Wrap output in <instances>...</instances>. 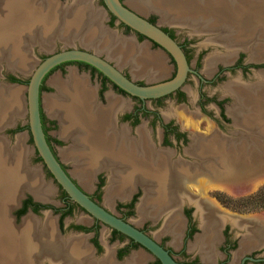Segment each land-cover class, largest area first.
Returning a JSON list of instances; mask_svg holds the SVG:
<instances>
[{"label": "crops", "instance_id": "1", "mask_svg": "<svg viewBox=\"0 0 264 264\" xmlns=\"http://www.w3.org/2000/svg\"><path fill=\"white\" fill-rule=\"evenodd\" d=\"M48 1L51 2V0ZM133 1L134 0H130V4ZM131 5L135 6L134 4ZM131 5L126 6L139 13L140 15H143L142 12L146 13L150 10H140L136 6L135 9L132 8ZM137 9L139 12L137 11ZM85 18L88 19V17ZM89 24L90 23H88V26ZM103 30L110 35H114L112 32H109L106 29ZM68 38V40L70 41L83 38L82 28L78 31L74 30V33H72ZM90 38L94 39L95 41L88 42L91 45H95L86 47V49L102 56L104 59L111 62L112 65H114L120 71L122 67L128 66V69L130 70L128 72V75L129 78L133 81H135L137 78H143L145 81L148 80L147 82L150 83L156 82L158 79L162 78L164 73L166 72V66H164V62L161 60V58H159L161 63V71H156L155 66L152 64V57L158 58L159 56L157 55L159 54H157L156 56H150L146 53V51H144V57L140 59L141 55L135 53L136 51L134 50H128V52L118 50V53H115L113 50L114 46L112 47L111 45L103 47L102 45H99V41L98 44L96 43L98 38H96L95 36H91ZM116 38L120 43L123 44H125V41L128 40L134 48L141 46L136 44L133 35L127 37L117 35ZM34 43H38L40 45V42L38 41ZM145 43L146 42H142V47L143 44L145 45ZM80 47L84 48L83 46ZM114 48L116 49L117 47ZM59 69H63V71L65 70V74H61V71L59 70H53V74L47 75L39 88L40 115L42 116L45 123L48 122L45 120L46 118L44 116V113L45 115H47V117L53 118L55 124L57 125V131L51 134L61 142V144H54L60 145V147H56V149L55 146L53 147L56 158L58 159L60 164L66 166L67 174L86 194H88L89 191L93 192L96 173L102 167H104V169L109 168L110 171L113 170V172L107 176L105 186L103 187V191L101 193L100 203L104 208L108 210H112L111 208L115 205L116 202L129 201L132 195L136 192V186H140L142 188V197L137 203L134 204L137 216L141 219L148 220L150 223L160 221V229L158 231L161 237L159 239H156L154 237L151 238L156 242L164 240V244L170 250H172L173 252H177V250H179L181 246V237L183 236L186 221L181 214L182 204L176 201L175 197L169 195L172 194V190H167L164 187L165 185L163 186L162 179L164 176L172 178L181 177L182 179L185 178L183 180L187 182V184L191 183V181L194 184L199 183L198 179L195 181L196 175L191 173H163L162 171H160L161 168L157 169V165H151L153 162L154 164H156L157 162L162 161V159L158 158V156H148V145L146 143V140L140 141L139 139H133L132 135L130 134L128 124L126 122H118L117 119L118 113L127 108L131 102H129L127 99H124L123 96L113 93V91L111 90H105L103 94L104 102H101L97 99L96 96L97 84L92 85L90 83V75L88 72L78 73L75 67L68 66L67 64L63 67H59ZM68 74H72L73 78L76 77L77 79H82L85 86L91 89L90 91L93 96L92 106H90L91 109L96 110L92 115L91 124H84V118H81V114L77 115L74 111L65 110V103L67 102H65V100L67 98L57 90L56 86L51 81L52 78L58 80H66ZM47 77V85L52 88V93L42 94V90H44L46 87L45 80L47 79ZM55 98H57V101L55 102L58 104L56 105L55 103H53L54 106H56V112H53L45 107L44 99H47L49 103L52 104V101ZM110 99L115 101V106L109 103ZM17 105L19 104L15 102V106L12 107V110L14 109L15 112L17 111L15 113V117L18 116L17 120H15L14 122V115L11 116L8 120H12L6 121L2 125V127H0V134H3L8 139H10L12 144L14 137L19 136L21 140V147L26 152L24 160L21 161V171L23 170V177L21 179L20 187L18 188L19 191L12 193L6 203H4L7 205H5V212L10 226L16 228V230H19L15 233L16 235H14L13 232H10L7 236L12 238L13 240H15L17 237H20L21 239L23 238L22 241L26 239L28 240V254H26L25 256L30 257H27L28 261L26 263L41 264V258V260H48L49 264H155L154 257L141 247H134L130 249L129 252L122 258H116V242L113 241L112 244H107L105 240V228H100L98 236L99 242L102 245V251L99 254H95L93 248L88 242V235H84L82 233L74 231L60 234L56 229L55 218L51 215H47L46 213H44L42 219H40V217H34L30 214H27V216H24L22 217V219H20L18 225H13L11 218L8 216V210L13 206V203L18 199L17 196L21 194L23 189L33 190V186L35 185L34 180L31 179V170L35 169V171L37 172L38 183L41 184V186H45L43 189H50L51 194L54 193L53 188L42 178L40 168L30 163L28 160L30 151L25 144V133L16 132L11 136L5 133L6 130L13 129L17 124L16 122H19L18 119H20L21 115L24 114V106L21 104L20 106ZM12 113L14 114L13 111ZM54 113H59L63 117L62 120L60 119V121L64 124L63 133L59 119ZM215 143L213 142L212 144L215 145ZM218 144L221 145L222 142L217 143L216 146ZM69 151H73L76 154L77 164L73 159H70L66 155ZM142 162H149L150 166L147 167L148 172L146 171V169H142V167H140V164ZM24 167L28 169V172H26ZM82 170H89V175H85ZM137 170H145L146 172L142 174L132 172ZM210 174L213 175L214 173L209 172L208 175H205L206 178L209 177V180H213L216 178L211 177ZM121 178L125 179L128 183ZM209 180L201 179V181L203 182H207ZM46 186L48 188H46ZM189 190L183 191L184 193H187L186 197L189 198L187 200L193 204V214L195 220L197 221V231L193 233L191 239L187 240L186 252L191 256L198 255L199 261L201 263L213 264L215 256L218 254L215 247L220 240L218 232L220 226L224 223V221L229 220L233 226H236L234 224H238L241 222L243 223V225H250L251 223L245 219H242V221H232L233 218L230 216V214L221 212L215 205H212L209 201L205 200V198H199L201 196H195L194 194H192L194 192ZM108 192H110V195L106 198V194ZM201 192L204 191L201 190L200 193ZM117 193L118 195H116ZM50 199L53 201L52 195ZM140 204H142V206H145V208L147 207L146 212L141 213V215H139L138 213V206ZM241 217L246 216L241 215ZM24 218L33 220V222L31 223V227L27 228L26 233L21 232V227L23 226L22 220ZM48 219H50L51 221L50 225L47 223ZM3 220L5 219L3 218ZM40 220L43 221L42 225L39 224ZM77 220L84 221L86 223L89 222V218L87 216L80 217ZM132 225L137 227L134 224ZM0 230H2L1 232L4 233L1 226ZM22 234L23 236H21ZM48 236L50 239H48ZM4 238L5 239L2 240H5L6 243V236H4ZM250 243L251 240L245 239L239 245L238 249L234 252V260L237 259V257L250 246ZM24 254L25 253L21 254L20 256L23 257ZM134 257H136L137 260H133Z\"/></svg>", "mask_w": 264, "mask_h": 264}, {"label": "flooded vegetation", "instance_id": "2", "mask_svg": "<svg viewBox=\"0 0 264 264\" xmlns=\"http://www.w3.org/2000/svg\"><path fill=\"white\" fill-rule=\"evenodd\" d=\"M136 1L137 0H134L133 2H136ZM149 11H150L149 13H151L150 15H148V16L142 15V16L145 19H147L148 21L156 24L160 29H162L165 33H167L172 39H174V41L179 45L182 52L184 53L188 67L190 68V70L186 74V78H185L184 82L182 83V85L178 89L174 90L173 92H171L167 95H164V96H161L158 98L140 100L136 97H132V96L126 94L124 91L120 90L114 84H112L105 76H103L96 69H94L93 67L87 65L86 63L80 62V61H66V62H63V63L56 65L54 68H52L44 76V78L42 79V83H43V80L46 78V76L49 75L53 70H55L59 67H63L66 64L74 63V64H77L78 66H84V67L88 68L87 70L89 71L90 76H92L93 74L96 73V77H95L97 79L96 80V84H97V89H96L97 95L96 96H97L98 100H100L101 102H104L103 94L106 90V84L107 83H109L112 86V89L114 91H116L118 94L126 95V96L130 97V99H131L130 105L127 108L123 109L120 113H118L117 119H118V122H126L128 124L129 129H130V134L132 135L133 139H139L140 141L146 140V143L148 145V150H147L148 156H152V157L158 156V158L162 159V161L157 162L156 164H154V162H153L151 165H157V169L161 168L160 171H162L163 173H168V174L191 173V174L197 175V174H200L201 172H203L204 170H206V168L203 167V169H199V170L190 169L189 162L186 163V159L188 158L190 160L191 157H189L188 154L184 153L185 151L189 150L190 147H192V146H189V144H188L189 139L191 140L190 135L192 133L194 134V132H197V131H194L192 129L193 128L192 127V124H193L192 120L193 119L192 120L189 119L187 122L184 121L185 117H181V121H178L177 119H173L172 117L168 118L167 120H163L159 116V114H157L155 111L147 110L145 108V102L146 101L160 102L164 98H169L175 106H182L183 107V109L181 111L183 113L184 110L187 108L186 107L187 106L186 105L187 104L186 103L187 92L185 90H183L182 87L186 83V81L188 80V76L192 75L193 77L196 78V82H197V84H196L197 88H196L195 93L193 94V100L191 101V108H192V110H194L192 113L198 114V116H199L198 118L206 119L209 124H212L211 127L213 130H215V132H220V131L223 132L224 124H226L227 121H229V119H228L227 115L225 114V110H224V107L222 105L223 102H221L215 98L210 97L202 89L203 85L212 84L213 78L212 77L211 78H202L199 75V73L197 71V66H199L200 58L198 57V59L196 60L193 67H191V65H190L189 52H190L191 47H192V43L190 42V40L187 37L184 38L183 40H178L176 35H175V31H174V27H176L175 25L168 26L169 24L165 25V23H163V24L159 25L157 23V19H158L157 13L158 14L161 13L160 16H162L163 18H166L169 21H172V19L170 17L172 14L169 12H164V11L161 12V11H156V10H151V9ZM109 16L112 20H115V18H112L110 14H109ZM123 27L127 30H130L129 28H127L125 26H123ZM133 33L138 38L139 37L143 38L145 40L144 42H146L145 45L143 44V47H137L138 49L143 48L144 49L143 51H146V53L150 56H154V55L156 56L157 54H159V55H157V56H159L158 58H161V60L164 62V66H166V72L164 73L163 77L158 79L157 81H162V80H166V79L171 78L175 72V65L173 63V60L170 58L169 54L166 51H164L161 47H159L157 44H155V43L151 42L150 40L144 38L142 35H139L135 32H133ZM126 42H125L126 44L131 45V43H128L129 41H126ZM141 46H142V44H141ZM137 48H135V49H137ZM128 50L131 51V49L125 47L123 49V52H128ZM117 51L118 50L115 49L114 52L118 53ZM155 58H157V57H155ZM140 59H142V57H140ZM196 63H198V65H196ZM219 64H221V63H219ZM219 64L215 68L214 75L212 74L213 77H215V79H217V80L221 79L219 76L221 75V73L223 71H230L234 68V67H229V66L228 67H222ZM170 65H171V68H170ZM234 66L236 69L240 70L239 72H240V75L242 77L247 78L249 76V74H247V72H246L249 67L244 65L242 60L237 59ZM256 67L261 69L263 74H264V60L261 63H258ZM155 70L158 71L156 69V67H155ZM123 73L129 78L128 73H125V72H123ZM9 77L15 78V76H13L11 73H9L8 75L5 76V79L8 82H12L9 80ZM15 79H17V78H15ZM135 82L138 84L150 83V82H145V80L143 78L135 80ZM247 88L249 89L248 86H247ZM210 103L213 104L215 108H217V111L215 112L216 115H213L212 113H210L211 112V111H209V109L211 107ZM179 111H177L178 114H179ZM227 112H228V109H227ZM177 113L175 114L176 117H178ZM233 114L234 113H230V115H233ZM148 115H149L150 119H148L147 121L146 120L140 121V117H144V116L146 117ZM172 115H174V114H172ZM244 115H245V118L247 117L246 118L247 120H244V121L248 125L247 121L249 119L248 118L249 114H244ZM182 116H184V115L182 114ZM16 125H19V124L17 123ZM249 125H251V124L249 123ZM41 126H42V130L44 133L45 140H46L47 144L49 145V147L52 149L53 154L55 155V153L53 151L54 144L55 143L61 144V142L54 135H51L49 133V129L47 128V126H49V122H48V124H46L43 120V123L41 122ZM50 126H52V124H50ZM16 127L17 126H15L13 129L6 130L5 133L11 136L12 134L16 133V129H17ZM203 128H206V127L204 126ZM25 129L27 131L28 139H29L30 143L32 144L31 137H30V134H29V131L27 129L26 124H25ZM198 131H200L201 133H204V130H198ZM211 134H213V133L211 132ZM211 134H209V135H211ZM212 136L211 137L208 135L202 136L201 141L197 144H194L195 146H193L191 148V150L193 149V151H195L198 155L201 154L202 157H204L206 150H209V147L212 148V146H213L212 145V143H213L212 142L213 141ZM215 137L216 136L214 135L213 138H215ZM14 141H15V137H14L13 142ZM32 148H33L32 149L33 154L41 162V160L39 159L33 145H32ZM169 158H172L174 160L176 159L177 162H179V160H180L181 166L184 167V165H186V168L184 167L185 169H180V168L177 169L178 167L175 168L174 166H172V168L166 169L165 164H166V162L169 161ZM198 158H200V157H198ZM202 159H204V158H202ZM28 160L31 163L32 158L30 156V153L28 155ZM206 160L208 161V158H206L205 161ZM202 164H204V163H202ZM41 165L43 167V170L45 171V172L43 171V174H47L50 176V174L48 173L46 168L43 166L42 162H41ZM61 166L66 171V166L63 164H61ZM149 166H150L149 162L148 163L142 162L140 164V167H142V169H146V171H147V167H149ZM150 169H151V167H150ZM146 171L145 170H137V171H132V172H137L139 174H142ZM197 171H199V172H197ZM112 172H113V170L110 171L109 168L104 169V167H102L96 173L94 189L92 192L93 194H88V195L90 198L95 200L99 205H101V203H100L101 193L103 191V187L105 186L107 176ZM43 179H44V177H43ZM183 179H185V178H183ZM183 179L181 177H179V178L169 177L165 180V182H170V183H175V182L178 183L179 182V183H181V186H177V185L176 186L171 185V187H166L164 185L163 186L169 190H173V189L179 190V191H181L182 189L184 191L189 190L188 189L189 184H187V182H185ZM72 181L76 184V182L74 180H72ZM46 188H48V187H46ZM141 189L142 188L140 186H138V185L136 186V192L141 191ZM59 190H60L61 194H60L58 200L52 201L50 199L51 194L49 195L48 193H45V196H44L42 194L41 190H39V192H36L35 190L33 191V190H29V189H23L21 194H19V196H17L18 199L13 203V206L11 208H9V210H8V216L11 218L13 225H15V226L18 225L20 222V219H22V217H24V216H27V214H30L34 217H40V219H42L44 213H46L47 215H51L55 218L56 229L60 234H65L66 232L74 231V232L82 233L84 235H88V242L91 245V247L93 248L95 254H99L102 251V245L100 244L99 239H98L99 231H100L101 227L105 228V240H106L107 244H110L113 241L116 242V250H115L116 258L120 259L123 256H125L129 252L130 249H132L134 247H140L137 243L132 242L129 238H127L123 234L115 231L114 229H112V228L100 223L98 220L92 218L89 214H87L84 210H82L77 204H75L73 201H71L66 196V194L60 189V187H59ZM189 191H191V190H189ZM135 199H136V196L133 194L129 201L116 202L115 206H116L117 210L120 211L119 215H116L111 210H108L106 208L105 209L107 211L111 212L112 214L118 216L119 218L123 219L124 221L128 222L125 219V216L130 213L131 208L135 204ZM186 202L191 203L190 201L187 200V197H186ZM186 202L183 201L181 203L182 204L181 205V214L185 218L186 222H185V229L183 232V236L181 237L180 249L177 250V252H173L164 244V240L157 241V243L160 244L164 249L168 250V253L171 255L173 260L179 264H206V263H201L199 261L198 255L191 256L190 254H188L186 252L187 240L191 239L193 233L195 231H197V221L195 220V217L193 214L194 207L190 206ZM215 204H217V203H215V201H214V204H212V205H215ZM75 207L86 214V216L89 218V222L86 223L84 221H80V220L78 221L75 218H73L72 220H69L68 222H64L65 216H67L69 213H71L72 209ZM128 211H129V213H128ZM4 214L6 216V212ZM230 216L233 218L232 221H235V220L242 221V219L243 220L245 219L248 222H250L251 224L250 225H243V223L241 222L238 224H234L236 226H233L229 220L224 221V223L220 226V229L218 232L219 236H220V240H219V243L217 244V246H215L218 254L215 256V260H214L213 264H264V218H260V220H259L258 216H261L260 214L241 217L240 214L234 213V214H230ZM6 220L9 223V220L7 217H6ZM49 220L50 219L47 220L48 224H49ZM22 222H23L24 227L23 226L21 227L22 228L21 232L26 233L27 228L31 227V223L33 222V220L28 219V218H24L22 220ZM42 223H43V221L40 220L39 224L42 225ZM128 223H130V222H128ZM9 225H10V223H9ZM136 228L140 229L141 231H143L144 233L149 235L147 233V227L146 226L143 228L142 227H136ZM9 229L14 234L17 231H19V230H16V228H13L11 226H9V228L7 230H9ZM1 231L2 230H0V232ZM3 232L8 233V231H5L4 229H3ZM48 239H49V236H48ZM245 239L251 240L250 246L246 250H244L237 257V259L234 260V252L238 249L239 245ZM30 253H32V252H30ZM25 255L26 254H24V256ZM23 257H21V259L19 261L23 262L21 264H26V262H27L26 260H28V258L30 256L28 258L25 256L26 260H25V258L23 260ZM40 261H41V264H49L48 260L47 261L45 259L41 260V258H40ZM234 261H235V263H234ZM154 262H155V264H159L155 258H154Z\"/></svg>", "mask_w": 264, "mask_h": 264}, {"label": "rangeland", "instance_id": "3", "mask_svg": "<svg viewBox=\"0 0 264 264\" xmlns=\"http://www.w3.org/2000/svg\"><path fill=\"white\" fill-rule=\"evenodd\" d=\"M77 0H51V2H53L55 5H57L58 7H61L64 11V13H70V8L73 7L74 3ZM79 1V0H78ZM82 1V0H80ZM87 2V5L92 9H94V11L98 10V15L100 17V27H102V29H106L109 32H112L114 35H110L104 31V34L106 35V38H109L110 40H113L114 42H118L116 36H131L133 35L136 41L137 45H141L142 42H144L145 40L143 38H138L132 31L125 29L122 25H120V23L116 22L115 20H112L109 16V13L106 11V9L103 7V4L101 2V0H84L82 2ZM126 5H131V4H135L136 2H132L130 4V0H122ZM198 1V0H197ZM37 6H43L40 4V2L36 3ZM91 5V6H90ZM132 6V5H131ZM45 7L47 8V5H45ZM132 8H135V6H132ZM141 10V9H140ZM138 11V9H137ZM139 12V11H138ZM150 11L143 13L144 16H148L151 13H149ZM84 17L83 19L86 17V14L83 13ZM158 19H157V23L159 25L165 23V25H175L176 27H174V31H175V35L177 37L178 40H183L184 38H188L190 40V42L192 43V47L191 50L189 52V62L191 67L194 66L196 60L198 59V57L200 58L199 60V66H197V71L199 73V75L202 78H213V83L210 85H203L202 89L204 90V92L206 94H208L210 97L215 98L221 102H223V107L225 110V114L227 115L229 121H227L226 124H224V128H223V132H215V130L212 129V124H209L207 122L206 119H201L198 118V114H193L192 112L194 110H192L191 108V101L193 100V94L196 91V78L193 77L192 75L188 76V80L186 81V83L183 85V90H185L187 92V101H186V109L184 110V112L182 113V106H175L172 101L169 98H164L162 101L160 102H151V101H146L145 102V108L147 110H152L155 111L157 114H159V116L163 119V120H167L168 118H173V119H177L178 121H181V117H185L184 121L187 122L189 119H193V124H192V129L194 131V134L192 133L190 135L191 140L189 139L188 144L189 146H195L194 144H197L201 141L202 136L208 135V136H212V142H216L215 145L212 146L211 148V152H209V154H205L204 157H202L201 154H197L195 151H193V149L191 150L192 147L189 148V150L185 151L184 153L188 154L190 158V160L187 158L186 159V163L189 162V166L190 169H194V170H199V169H203L206 168V170H204L203 172H201L200 174L196 175L195 181L198 179L199 183H188L189 184V188L192 192V194H194L195 196H201L199 198H205V199H209V201L214 204V201L216 205V207L221 211V212H226L228 214H240L243 216H251V215H255V214H260L261 216L260 218H264V209L262 208H258V209H254V210H244L241 209V201L240 198L243 197H247L251 194H253L260 186H262L264 184V154L260 155L256 154L257 151H249L250 148L248 149V147H258L257 142L259 141L260 144L259 146L261 147V151H264V120L263 121H259V109L258 110V114H257V118L252 116V118H250L248 116L250 120V122L252 123V125H248L246 124L245 121L240 122L237 118L236 120V116L238 117V115L240 114H248L247 111L245 112V110H243L242 108H240L238 105V101L237 99V92L240 95L239 91L242 92L244 88H246L247 90H249L247 88V86L249 87H256L259 85H262L264 87V74L262 72L261 69L257 68V64L259 62H262L264 60V51L262 50V45L259 47H255V45H253L250 41V43L246 42V41H237L236 37H235V33L230 34V33H226V36L229 35L228 40L229 42H225V41H221L218 38V34L219 32H209V31H205L203 30L201 27L194 25L193 23L191 25H188L187 23H185L182 19L181 16L178 15H171V19L172 21L167 20L166 18H163L160 14H158ZM86 23H90V20L88 19L87 21L81 23L82 26V30H83V37L84 39H91L88 41H92L94 42L95 40L92 38H88L89 35L86 33L87 32V25ZM189 23V22H188ZM68 31L72 29V26H67ZM101 29V30H102ZM52 32H49V34ZM55 32L53 31V34ZM52 37V35H50ZM108 36V37H107ZM114 36V37H113ZM113 39H111V38ZM94 38V37H93ZM116 38V40H115ZM45 42L48 39L47 36H44ZM246 40V38H245ZM264 40V38L262 39V41ZM53 42H51V47L48 48V50H45L43 47L41 48V45H38V43H33L30 44L25 52V56L26 58H28L27 61H21L20 65L18 66V71L22 70L23 72H17L15 69H11L10 67H8V63L5 61V59L3 58L2 60H0V85L4 86L8 89H15L18 91L17 92V96H16V101H17V106L23 105L24 101H25V86H26V82L28 79V76L34 66V64L39 61L41 58H43L44 56H46L49 53L58 51L60 49H64L67 47H80L83 46L79 41L73 40V41H69L66 45L64 43H61L58 39L53 38L52 40ZM261 41V40H260ZM48 42V41H47ZM107 42V41H106ZM237 42V44H235ZM98 44V42H96ZM248 43V44H247ZM122 44V43H121ZM126 44V43H125ZM226 44V45H225ZM246 44V45H245ZM250 44V45H249ZM264 45V44H263ZM40 46V47H39ZM84 47V46H83ZM142 47V46H140ZM114 50V49H113ZM142 50H144L142 48ZM257 50V52L259 55L254 54L255 51ZM259 50V51H258ZM228 56V58H227ZM220 57L222 58H227L226 60H222L220 59ZM237 59L242 60L243 64L248 66L249 68L247 69V74H249V76L246 77H242L240 75V70L236 69L234 64L237 61ZM6 62V63H5ZM221 63V64H219ZM210 64V65H209ZM219 65H221L222 67H234L232 70L230 71H223L221 73V75L219 76L221 79L217 80L215 79V77H213L214 75V71L215 68ZM68 66H73L76 68L78 73H86L89 71L87 70L88 68L84 67V66H78L77 64L74 63H70L67 64ZM196 65H198V63H196ZM12 67V66H11ZM22 67H24V69H22ZM207 67V68H206ZM128 66H124L121 68V71L128 73L130 70L128 69ZM171 68V65H170ZM61 71V74H65V70L63 71V69H55L54 71ZM53 71V72H54ZM53 72L50 73L53 74ZM9 73H11L13 76H16V78L19 80L18 83H9L7 82V80H5V76L8 75ZM213 74V75H212ZM69 75V74H68ZM93 76V77H92ZM92 76H90V83L92 85L96 84V73L93 74ZM4 77V78H3ZM140 78H137L136 80H138ZM142 79V78H141ZM47 79L45 80V89L42 90V94L44 93H52V88L49 87L47 85ZM53 80V78L51 79V81ZM148 80H146L145 82H147ZM257 81H259V84L257 83ZM14 85L17 87H14ZM227 86V87H226ZM234 87V89H232ZM237 89L239 91H237ZM106 90L108 91H113V93L118 94L116 91H114L112 89V86L107 83L106 84ZM230 92H229V91ZM250 91V90H249ZM121 95V94H119ZM124 97V99H127L129 102H131V99L129 96L126 95H121ZM235 96V98H234ZM46 99H44V104H46ZM263 100V104L264 105V99H261L260 101L262 102ZM237 102V103H235ZM14 104V103H13ZM211 107L209 109V111H211L210 113H212L213 115H216L215 112L217 111V108L214 107L213 104H211ZM24 106V105H23ZM46 107V106H45ZM264 107V106H263ZM209 108V107H208ZM228 109V112H227ZM232 109V110H231ZM180 110V111H179ZM238 110V111H237ZM177 111H179V114L177 113ZM249 111V110H248ZM240 112V113H239ZM44 113V112H43ZM178 114V117H176L175 114ZM230 113H234V115H230ZM174 114V115H172ZM182 114L184 116H182ZM45 120L47 122H49V126H47V128L49 129V133L53 134L54 132L57 131V125L55 124V121L53 118H49L47 117V115H45ZM150 119L149 115L148 116H144V117H140V121H144V120H148ZM257 119V120H256ZM254 120V121H253ZM19 125H15L17 126L16 128V132H21V133H25V144L28 147L29 151H30V156L32 158L31 163L38 166L40 168V172L42 175V178L44 177V180L46 182L49 183V185L53 188V200L57 201L59 196H60V190L59 187L56 185V183L52 180V178L47 175V174H43V167L41 165V162L38 160V158H36V156L33 154V148H32V144L30 143L28 136H27V131L25 129V124H26V114L24 113L23 115H21V118L18 119ZM256 122V123H255ZM260 122V123H259ZM181 123V122H180ZM48 124V123H46ZM50 124H52V126H50ZM246 124V125H245ZM206 128H203V127ZM263 127L262 129H260V127ZM198 130H204V133H201ZM200 132V133H199ZM211 132L213 134H211ZM211 134V135H209ZM214 135L216 136L215 138ZM2 136L4 138H6V136H4L2 134ZM19 137V136H17ZM152 137V136H151ZM8 141L10 142V139H8ZM154 141V140H153ZM152 141V142H153ZM221 145H217V143H221ZM11 143V142H10ZM15 141L13 142L14 145ZM12 144V143H11ZM223 145V146H222ZM225 145V146H224ZM55 149L56 147H60V145H54ZM216 148H215V147ZM217 147H219L220 152L217 150L215 151V149H217ZM224 149H221V148ZM263 148V149H262ZM245 149L249 152H245L246 157L250 158L252 155L254 158H256L255 161V165H252V167H254V170H257V174L256 176H249L247 178H245L243 181L242 179L240 181H236L233 178H229L228 175H230V171H226V168L223 169V160L220 161L219 163V157L221 156H233L234 154H240V156L237 159H232L234 164L235 161L238 164H241L242 162V157H243V161H245V156L243 155L242 152L245 151ZM214 150V151H213ZM254 151V152H253ZM216 153L217 155H215L214 153ZM259 153V152H258ZM212 155V158L215 159L217 157V163L213 161V165L211 164L208 166V161L205 159L208 158L209 156ZM200 157V158H198ZM204 158V159H202ZM224 158V157H223ZM209 159V158H208ZM204 160V161H203ZM228 160V159H227ZM253 160V159H252ZM256 161L259 163V165H256ZM247 163H245V165L247 164L250 167V164L248 162V160L246 159ZM204 163V164H202ZM202 164V165H201ZM227 164V162L225 163ZM180 165V166H179ZM165 168L169 169L172 168V166H174L175 168L178 167L177 169H185L186 165H184V167L181 166L180 160L179 162H177V160L169 158V161L166 162L165 164ZM219 166H222V168H220ZM231 164H229V167L232 168ZM211 168H217L220 169L218 172H213L210 171L211 173H215V177H220L221 180L217 181L215 178L213 180H209V177L206 178L205 175L209 174V170ZM228 167V168H229ZM229 168V169H230ZM256 168V169H255ZM261 169V170H259ZM217 170V169H216ZM232 170V169H230ZM45 172V171H44ZM199 172V171H197ZM220 174L221 176L217 175ZM44 175V176H43ZM199 175V176H198ZM212 175V174H210ZM205 176V177H204ZM169 178L168 176H164L163 177V185H165L166 187H171V185H177V186H181V183H168L165 182V180ZM201 179H205V180H209L207 182H203L201 181ZM189 181V182H190ZM239 182V183H236ZM235 183V186H234ZM221 184H228L227 186L232 187V189H229V187H224ZM218 185V188L217 186ZM238 185V186H237ZM222 186V187H221ZM232 190V191H229ZM237 188V189H236ZM227 189V191H226ZM168 190V189H167ZM204 191L201 192L200 191ZM142 189L141 191L135 192L134 195L136 196L135 199V203H137L139 201V199L142 197ZM88 194H93L92 191H89ZM187 193H184L183 189L181 191L179 190H172V195L173 197L176 198V201H178L179 203H182L183 201L186 202V196L185 195ZM198 198V197H196ZM101 201V200H100ZM188 203V202H186ZM190 206H193L192 203H188ZM141 205V204H140ZM139 205V206H140ZM138 206V207H139ZM112 212L115 213L116 215L120 214V211L117 210L116 206L114 205L111 208ZM138 212L140 215V209L138 208ZM263 215V216H262ZM80 217H86V214L84 212H82L81 210H79L78 208H73L71 213H69L67 216H65L64 218V222H68L69 220H72L73 218H75L76 220ZM257 218V217H256ZM125 219L136 225L137 227H147V233L149 235H151V237H154L156 239H159L161 236L159 235V229H160V221H157L155 223H150L148 220H144L141 219L140 217L137 216L136 212H135V206H133L131 208V211L128 215L125 216ZM104 228V227H101ZM168 241V240H167ZM113 242H111L112 244Z\"/></svg>", "mask_w": 264, "mask_h": 264}, {"label": "bare ground", "instance_id": "4", "mask_svg": "<svg viewBox=\"0 0 264 264\" xmlns=\"http://www.w3.org/2000/svg\"><path fill=\"white\" fill-rule=\"evenodd\" d=\"M82 1L77 0L74 3L73 7L70 8L71 16H68V18L63 20V22H65L66 25L67 23H71L72 21H75L77 19L75 17L79 15V13L80 14L85 13L86 17H88V19L90 20V24L86 32L89 35L88 38H90L91 36H95L96 38H98L97 42L98 41L100 42L99 45H102L103 47L112 45V47L113 46L117 47L116 50H122V51L125 47L129 48L131 49V51L133 50L136 51L135 53L140 54L141 55L140 57L143 58L145 52L142 50V48L135 49L132 47V45L123 44V43L121 44L118 40H117L118 42L116 43L113 40L106 38V35L104 34L105 31L102 29V27H100V17L97 14L98 11H94L93 8L91 9L87 5L86 1L85 2ZM137 1H138L137 3L135 4L133 3V4L138 9L141 10L151 9L161 12L164 11V12H169L174 16L186 15L187 16L186 18L188 19L182 17L181 20H183L188 25H191L193 23L194 25H197L199 27H204L205 21L211 19L210 21H213L211 23L212 24L214 23L216 25L215 26L213 24V27L219 28L220 31L224 30L223 32L234 30L237 41L238 40L246 41V42L251 41L253 45L256 44L255 47H259L262 45V50L264 51V45H263L264 40L262 41V39L264 38V0H231V1L230 0H198V1L197 0H137ZM37 2H40V4L43 6L47 5L48 6L47 11L44 12L39 10L36 5ZM63 14L66 13H63V9L61 7H58L57 5L51 3L48 0H32V1L31 0H0V46L2 48L4 47L6 48V50L2 53L3 57H9L10 59L16 57L17 55L20 57V54H22L23 52V48L27 49V47L31 43H34L36 41L40 43H44L45 35L48 37L49 32H51L54 29L59 30L61 28L62 17L59 16H63ZM53 15L57 16L56 19H53ZM224 35H226V33ZM227 37H229V35L224 36L223 38L225 40H228ZM49 38H51V36ZM218 38H220V36H218ZM114 47L113 49L115 51ZM258 53L260 52H257L256 50L254 54L259 55ZM152 58H153L152 63L154 64L156 69L158 71H161L160 69L161 63L159 58H155V57ZM227 58L220 57V59H222L223 61L226 60ZM22 69H24V67H22ZM258 82L259 81H257V83ZM52 83H54L57 90L67 98L65 100V102L67 101L65 103L66 105L65 110L74 111L77 115L81 114V118H84L83 123L91 124L92 115L95 113L96 110L91 109L93 95L90 89H88L85 86L83 80L77 79L76 77L73 78L72 74H69L66 80L53 79ZM232 89H234V87ZM249 89L250 91L244 88L242 92H240L241 90L239 91L237 89L240 95L238 94V92L236 93L237 94L236 100L238 101V105L236 106H239L240 108L245 110V112L247 111L250 118H252V116L256 117L258 114V110L256 109H259L260 114L258 119L259 121H263L264 120V107H263L264 105H262L263 100L261 102L260 101L261 98L256 96H258V94L264 95V87L262 85H259L252 88L249 87ZM17 92L18 91L16 89H11V88L8 89L0 85V127H2V125L6 121H11L12 119L8 120L11 116L14 115L13 118L14 122L18 118V116L15 117V113L17 111L15 112L14 109L12 110L13 107L12 104L14 103L15 106V102H17L16 101ZM45 101H46L45 106L47 107V109L56 112V106H54L53 103H55L56 105L58 104L55 102L57 101V98H55L52 101V104H50L47 99ZM109 103H111L113 106L116 105L115 101L112 99L109 100ZM12 111L14 112V114L12 113ZM54 114L59 119L63 133L64 124L60 121V119L62 120L63 117L59 113H54ZM237 118L241 122L247 120L246 119L247 117L245 118V115L243 114L238 115V117L236 116V120ZM250 120L251 119H248L247 122L252 125ZM261 147L258 144V147L256 145V147H248V149L250 148L249 151L252 150L257 152L260 151V154L262 155L264 154V151H261L260 149ZM249 151L245 149V151L242 153L245 156L246 155L245 152H249ZM25 154H26L25 150L21 147L20 137H15V143L13 145L8 141L7 138H4L2 134H0V226L5 231H8V233H10L11 230L10 229L7 230L10 225L6 220V216L4 214L5 213L4 203H6V201L8 200L9 196L12 193L19 191L18 188L20 187L21 179L23 177L22 174L23 170L21 171V166H22L21 161L24 160ZM66 155L70 159H73L76 163L77 158H76V154L73 151H69ZM252 155H250L251 156L250 159H247L250 164V167L247 164L245 165V163H247L245 162L246 158H248L246 156L248 155L245 156L246 157L245 161H243V157H242L241 164H238L236 161L234 164L232 160V159H237L240 156V154H237L236 156L233 155L230 157H226L224 162L225 163L227 162L226 171H230V175H228L229 178H233L236 181H240L242 179L243 181L245 178L249 176L252 177L256 176L257 170H254V167H252V165H255L254 160L256 158H254L253 157L254 155L253 156ZM229 164L233 165L231 166L232 168L229 167ZM256 165H259L257 161H256ZM228 167L232 170H230ZM24 168L26 172H28L27 171L28 169L26 167ZM82 171L85 173V175H89L90 173L89 170H82ZM216 171L218 172L219 170ZM31 172H32L31 179L34 180V185H35L33 186V191L35 190L36 192H39V190H41L44 196L45 193H48L50 195L51 194L50 189L44 190L43 189L44 186L43 185L41 186V184L38 183L37 172L35 171V169L31 170ZM218 175L221 176L220 174ZM216 178H218L215 179L217 181L221 180V178L218 176ZM221 185L224 187H229V189H232L233 187V186L232 187L227 186L228 184L227 185L221 184ZM216 186L218 188V185ZM109 195L110 192L106 194V198L109 197ZM116 195H118V193ZM207 201H209V199ZM138 208L140 209V215H141V213L146 212L147 207L145 208V206H142L141 204ZM2 218H4L5 220H3ZM49 225H50V220H49ZM8 233L7 232L0 233V264H21L23 262L19 261L21 259L19 258V256L23 253L28 254L27 252L28 240L26 239L22 241L23 238L21 239L20 237H17L15 240H13L9 236H7L9 235ZM4 236H6V243L5 240H2L5 239ZM21 236H23V234ZM50 238H51V233H50ZM11 255L13 258L11 257ZM24 258L25 256L23 257V260ZM133 260H137V258L134 257Z\"/></svg>", "mask_w": 264, "mask_h": 264}, {"label": "water", "instance_id": "5", "mask_svg": "<svg viewBox=\"0 0 264 264\" xmlns=\"http://www.w3.org/2000/svg\"><path fill=\"white\" fill-rule=\"evenodd\" d=\"M101 2L103 4V7L106 9V11L115 18L116 22L129 28L132 32L142 35L144 38L157 44L159 47H161L164 51H166L169 54L170 58L173 60V63L175 65V72L173 76L169 79L162 81H156L146 84H138L132 79L128 78L122 71H120L110 62H108L106 59H104L97 53L86 49V47H91L95 44L91 45L88 42V39H84V37L81 39H77L76 41H79L84 46V48L67 47L64 49H60L58 51L47 54L46 56H44L34 64L26 82L25 98H24L25 101L23 103L24 113L26 114L27 129L31 137L32 145L39 159L41 160L43 166L50 174L52 180L60 187V189L66 194V196L71 201L77 204L82 210H84L92 218L114 229L115 231L123 234L124 236L129 238L132 242L137 243L140 247H142L147 252H149L158 261L159 264H179L173 260L171 255L168 253V250L164 249L149 235H147L140 229L136 228L132 224L124 221L118 216L107 211L105 208L99 205L95 200L90 198L88 194L83 192L72 181L70 176L63 169V167L61 166L60 162L53 154L51 148L47 144L44 137V133L41 126V120H40L39 88L44 76L52 68H54L56 65L60 63L66 61H80L86 63L87 65L93 67L98 72H100L103 76H105L117 88L124 91L126 94L132 97H136L140 100L154 99L173 92L182 85V83L186 78L187 72L190 70L186 58L184 56V53L182 52L179 45L174 41V39H172L156 24L148 21L142 15L130 9L128 6H126V4L122 0H101ZM37 8L44 12L47 11V8L45 6H37ZM68 16H71V14L66 13L63 14V16H59L62 17L61 28L59 30L56 29L52 30L51 31L52 33H50L47 37L48 39L46 40V43H40L41 48L43 47L45 50H48V48L51 47L50 44L53 38L58 39L61 43H64L66 45L70 41L68 40L69 39L68 37L71 36L72 33H74V30L78 31L79 29L82 28L81 26L82 20L83 22L88 20L87 18L83 19L84 16L81 14L77 15L76 17L74 15V17L77 19L75 21H72L71 23H67L66 25V23L63 22V20L68 18ZM56 17L57 16L53 15V19H56ZM181 17L186 18L187 16L183 15ZM210 20L211 19L205 21L204 24L205 26L202 27V29L209 32L219 31L218 34L220 36L219 40L229 42V40H225L223 38L224 36H226L224 34L225 33L234 34L235 33L234 30H229L228 32L226 31L223 32L224 30L220 31L219 28L213 27L214 23L212 24L211 22L213 21ZM86 25L88 27V23H86ZM67 26H72V29L68 31ZM53 31L55 32L54 34ZM50 35H52L51 38H49ZM235 44H237V42ZM5 50H6L5 47L4 48L0 47V60L4 58L5 61L9 64L8 67H10L12 70L15 69L17 72H21L22 70L18 71L17 68L20 65L21 61L28 60V58H26L25 56L26 48H23L24 53L22 52V54H20V57L17 55L16 57H13L11 59L9 57H3L2 53ZM11 83H18V82H11ZM14 87L16 86L14 85ZM256 97H260L261 99H264V95L258 94V96ZM262 128L263 127H260V129ZM257 144H260V142L258 141ZM219 149L220 148L217 147L215 151L218 150L220 152ZM221 149L224 148L222 147ZM209 152H211L210 147L209 150H206L205 154H209ZM258 152L256 154H259L261 157L260 151ZM214 154L217 155L216 153ZM234 155L236 156L237 153ZM226 157L228 156L225 155L218 158L219 163L220 161L223 160V169L226 168V164L224 162ZM208 158H209L208 166L210 165L211 167V164L213 165L212 160L216 162L217 157L213 159L211 155ZM250 158H246V159H250ZM219 167L222 168V166ZM219 167L212 168V170L211 168L209 169L208 167V170L209 172L210 171L217 172L216 169L220 170L218 169ZM214 174L211 175V177H215Z\"/></svg>", "mask_w": 264, "mask_h": 264}, {"label": "trees", "instance_id": "6", "mask_svg": "<svg viewBox=\"0 0 264 264\" xmlns=\"http://www.w3.org/2000/svg\"><path fill=\"white\" fill-rule=\"evenodd\" d=\"M111 17L114 18L113 16ZM9 80L12 82H19L18 79H15L13 77H9ZM40 120L43 123V118L41 115H40ZM240 201L242 202L241 209L244 210H254L258 208L264 209V184L260 186L253 194L247 197L240 198Z\"/></svg>", "mask_w": 264, "mask_h": 264}]
</instances>
